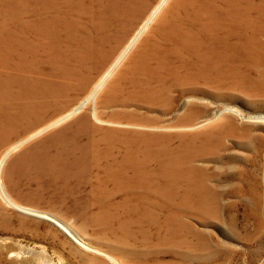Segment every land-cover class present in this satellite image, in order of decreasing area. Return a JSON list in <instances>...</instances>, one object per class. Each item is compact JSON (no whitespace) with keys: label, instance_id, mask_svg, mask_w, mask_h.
I'll use <instances>...</instances> for the list:
<instances>
[{"label":"rangeland","instance_id":"obj_1","mask_svg":"<svg viewBox=\"0 0 264 264\" xmlns=\"http://www.w3.org/2000/svg\"><path fill=\"white\" fill-rule=\"evenodd\" d=\"M30 1L0 0V84L17 82V19L21 5L26 4L28 12ZM256 6L255 21L247 18L252 25L246 14L238 21L239 29L229 19L224 25V15L216 12L221 23H211L206 32L196 31L185 43L187 49L218 48L228 59L208 63L209 75L200 74L192 86L204 91L181 95V89L191 86L174 80L151 101L141 97L123 105H102L97 98L95 105L35 139L71 124L92 108L112 117L109 123L95 121L100 129L153 134L145 139L151 152L147 173L156 175L159 194L151 187L124 201L119 194L98 192L96 197H84L95 202L90 207L29 203V208L48 212L88 246L107 254L86 251L54 223L8 209L9 200L17 199L7 189L8 200L0 196V264H47L42 257L56 264H116L111 259L120 264H264V63H253L264 62V2L257 0ZM243 9L249 10L247 2ZM174 13L185 15L177 10L169 22H175ZM223 40L229 47H223ZM236 42L240 48H233ZM175 47L164 42L162 48H172L167 50L173 52L174 62L164 65L169 71L181 65L177 57L185 49ZM105 67L93 72L94 84ZM132 77L126 75L120 82L121 92L130 87ZM89 91L73 102L85 99ZM217 108L235 113L217 116ZM137 119L145 126H136ZM17 141L1 140L0 156Z\"/></svg>","mask_w":264,"mask_h":264},{"label":"bare ground","instance_id":"obj_2","mask_svg":"<svg viewBox=\"0 0 264 264\" xmlns=\"http://www.w3.org/2000/svg\"><path fill=\"white\" fill-rule=\"evenodd\" d=\"M256 5L257 0H172L168 4L166 0H31L25 12L26 4H22L15 48L17 82L0 84V141L18 140L0 156V196L7 199L8 189L17 199L9 200L8 209L54 223L86 251L107 254L88 246L48 212L29 208V203L51 208L90 207L95 202L84 197H96L98 192L119 194L124 201L151 187L159 194L156 175L147 173L146 159L151 152L145 139L153 134L140 129H100L95 121L109 123L112 117L92 108L71 124L35 139L82 113L91 103L95 105L97 98L102 105H123L141 97L151 101L160 98V90L167 91L164 85L174 80L191 86L181 89V95L191 97L204 91L192 86L200 74L209 75L208 63L228 59L218 48L187 49L185 43L192 41L196 31L206 32L211 23L219 25L216 12L224 15V25L229 19L238 28L245 14L246 21L254 22ZM177 10L185 15L174 13L175 22H169L167 18ZM255 41L252 39V46ZM164 42L175 45L174 50L185 48L177 57L182 66L170 71L164 67L174 62L170 59L173 52L167 50L172 48L162 49ZM223 42V47H229ZM239 44L233 48H240ZM104 67L94 84L93 72ZM129 74L133 75L130 87L121 92L120 82ZM88 89L85 99L73 102ZM224 111L235 113L224 108L218 109L217 116ZM116 116L126 118L121 112ZM139 121L136 126L144 127ZM104 140L111 141L103 144ZM42 262L56 264L46 257Z\"/></svg>","mask_w":264,"mask_h":264}]
</instances>
